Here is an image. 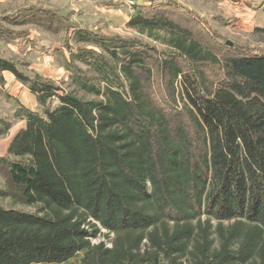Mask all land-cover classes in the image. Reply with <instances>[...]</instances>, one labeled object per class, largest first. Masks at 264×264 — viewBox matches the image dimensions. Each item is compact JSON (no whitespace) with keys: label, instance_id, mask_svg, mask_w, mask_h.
Segmentation results:
<instances>
[{"label":"trees","instance_id":"trees-1","mask_svg":"<svg viewBox=\"0 0 264 264\" xmlns=\"http://www.w3.org/2000/svg\"><path fill=\"white\" fill-rule=\"evenodd\" d=\"M128 26L167 49L31 5L0 37L63 32L70 89L0 57L37 102L0 116V264H264V46L226 44L173 0L134 3ZM6 23V24H5ZM180 84V86L178 85ZM180 95L183 104L177 103ZM107 231L109 244H93Z\"/></svg>","mask_w":264,"mask_h":264},{"label":"rangeland","instance_id":"rangeland-1","mask_svg":"<svg viewBox=\"0 0 264 264\" xmlns=\"http://www.w3.org/2000/svg\"><path fill=\"white\" fill-rule=\"evenodd\" d=\"M121 1V2H120ZM140 1V0H136ZM186 11H192L203 17L208 26L220 32L224 38L253 47L264 46V0H173ZM31 5L54 8L61 14L69 16L73 21L106 34H119L125 37L138 38L167 49L169 35L162 31L142 32L131 28L126 23L127 14L133 12L132 7L122 0H0V16L12 14ZM6 24V23H5ZM7 26L28 31V34L12 41L0 37V57L13 60L20 71L34 76L41 75L52 80L62 88L70 89L68 73L52 55L55 48H60L64 38L63 32L56 33L37 25L24 27ZM180 86V84L178 83ZM5 90L9 98L0 93V116L7 117L18 105H27L36 109V100L30 91L16 78L6 81ZM177 103L183 104L180 95ZM26 107V106H25ZM20 123V122H19ZM15 124L6 136L0 137V153L3 154L11 139L21 130L22 125ZM6 154V153H5ZM5 154L1 155L4 156ZM0 184L3 180L0 177ZM0 204L20 210L35 212L36 206L12 204L10 199L0 198ZM101 234L92 239L93 244L104 241L109 244L113 235L100 225ZM80 255L63 264H79Z\"/></svg>","mask_w":264,"mask_h":264},{"label":"crops","instance_id":"crops-1","mask_svg":"<svg viewBox=\"0 0 264 264\" xmlns=\"http://www.w3.org/2000/svg\"><path fill=\"white\" fill-rule=\"evenodd\" d=\"M120 2H121V1H120ZM135 2L138 3V2H140V1H136V0H135ZM123 3H125V2H123ZM131 13H132V12H131ZM129 19H130V16L127 14L126 23H128ZM3 75H4V78H5L6 81H10V80H12V79L15 78V76H14L12 73L8 72V71H5V72L3 73ZM29 93H30V96L32 97V99L36 100L34 94H32L31 92H29ZM36 103H37V102H36ZM25 106H26L27 108L33 109L36 105H33L32 107H28L27 105H25ZM19 124L22 125L21 129H24V128L26 127V122H25V121H21ZM11 141H12V139H11ZM11 141L9 142V144L7 145V147L4 148V150H3V154H5V153L7 152L8 147H9ZM0 144H1V142H0ZM0 147H2V146H0ZM3 154L0 153V156L3 155Z\"/></svg>","mask_w":264,"mask_h":264},{"label":"built area","instance_id":"built-area-1","mask_svg":"<svg viewBox=\"0 0 264 264\" xmlns=\"http://www.w3.org/2000/svg\"><path fill=\"white\" fill-rule=\"evenodd\" d=\"M122 1L127 3L129 6H133L135 3V0H122Z\"/></svg>","mask_w":264,"mask_h":264},{"label":"water","instance_id":"water-1","mask_svg":"<svg viewBox=\"0 0 264 264\" xmlns=\"http://www.w3.org/2000/svg\"><path fill=\"white\" fill-rule=\"evenodd\" d=\"M226 44H227V45H232V42L229 41V40H227V41H226Z\"/></svg>","mask_w":264,"mask_h":264}]
</instances>
